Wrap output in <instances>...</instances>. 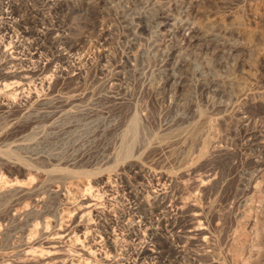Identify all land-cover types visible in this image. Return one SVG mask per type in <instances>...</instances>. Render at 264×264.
I'll list each match as a JSON object with an SVG mask.
<instances>
[{
  "label": "rangeland",
  "instance_id": "1",
  "mask_svg": "<svg viewBox=\"0 0 264 264\" xmlns=\"http://www.w3.org/2000/svg\"><path fill=\"white\" fill-rule=\"evenodd\" d=\"M23 1L34 5L43 14L54 15V12H49L47 6L37 0ZM52 2L57 5L55 15L59 23L70 27L69 32L66 31V37L59 35L57 37L54 28L52 29L50 23L46 21L44 24L46 30L40 36V41L44 45L43 55L51 71L36 76L47 75L51 79L52 86L48 90H38L39 99L41 98L42 101L38 99L25 109L7 110L4 106H0V143L2 142L0 174L8 178L16 176L14 171L8 168L9 165H19L24 171L22 175H17L16 187H20V196L14 191L0 195V254L18 259L19 251L23 246L28 241L39 239L50 230L53 221L64 223L68 219L70 213L66 202L74 200V192L79 194L85 187L87 188V180L90 177L100 172L111 171L110 169L121 161L113 160L122 152V146L117 139L118 141L121 139L122 129L135 115L137 119L139 118L138 123L141 120L138 124L137 137L140 135L143 137L137 139L134 147L139 141L147 142H143L144 144L139 142V146L132 149V154H135L134 157L139 159L141 164L154 171H165L171 175L183 172V167L186 172L190 166L198 164L195 165L196 171L193 173L196 176L192 174L191 178L189 175L179 178V180L184 179L185 183H190L194 177L199 179V175L206 172L215 176L212 187L210 185L207 191L208 194L206 193L204 198L199 194L202 201L198 199L196 189L190 190L193 194L187 191L193 198L191 195L188 197V194L186 198V194L184 195L186 192H183L182 195L186 199H181L182 202L197 201L195 203L203 206L205 204V207L210 202L209 206L213 212H204L206 219L203 223L210 235L207 234L210 237L206 242L208 244L195 241L192 246H188L189 248L186 246L182 248L183 244L179 243L177 248L180 255L175 250L164 247L159 258L162 264H264V163L262 165L256 162L257 159L264 161V0H53ZM116 5L128 6L129 22L134 30L136 28L135 37L130 35V38L125 34L127 22L122 21L120 15L116 13L119 8ZM146 13L151 14V17L148 19L137 17ZM217 23L232 26L235 30L231 40L238 43L239 47L230 56L214 57L212 46L206 45V42L200 38L188 52L183 47H176L177 42H184L193 32H200L201 26ZM140 24L144 25L142 30L138 28ZM105 28H109L110 32L106 35L109 43L107 48L110 51L107 57L100 58L98 56L100 46L97 40L100 38V29ZM131 41L133 44L130 46ZM71 45L75 47L74 52L67 50ZM171 48H178L177 52H174V57H167L166 53ZM62 49L65 51L63 52ZM57 51L61 53L67 51L68 54L74 55L69 54L70 60L65 64ZM127 52L130 55L127 65L117 68L118 63L124 61V54ZM182 56L187 57L190 64L179 71L174 66L177 59ZM77 68L80 69L81 74H76ZM199 68L205 75L218 78L223 84L222 88L226 85V88L222 89L223 92L200 91L196 87V82L200 78L196 70ZM59 69H63V72ZM118 69L121 72L118 73ZM180 74L185 77L186 85L182 88L177 86L173 76ZM0 76V78L4 77L1 74ZM167 78L169 80L165 86L163 81ZM228 82L233 84L229 85ZM66 94L77 95V100L68 105L69 107L73 105L72 108L63 107L57 102V98H68ZM61 96L64 98H59ZM191 120L195 126L187 132L193 127L190 126ZM28 129L30 133L27 132ZM172 134L175 136H170ZM156 135L157 139L154 141H157L155 144H150L154 142ZM191 138L198 141L193 142V139L190 143ZM111 144L115 147H110ZM203 145L205 147L208 145L210 148L220 147L223 151L202 160L200 154ZM113 147L115 151L112 150ZM182 154L185 159L182 158ZM198 166L200 167L197 168ZM60 168H64L65 171ZM49 169L54 171V174L52 173L54 176L50 174L52 171L50 175L48 174L51 178L45 173H48ZM62 177L67 182L66 186ZM2 185L6 187L7 184L0 185L3 189ZM58 186L65 187L68 192L64 189L63 192ZM2 189L0 192L3 191ZM63 193L67 196L65 197ZM58 195L63 196L62 201L65 197L66 202H62ZM190 198L192 199L189 200ZM42 222L44 224L41 225ZM44 227L48 229L45 230ZM37 245L46 246L37 242L33 247H38ZM78 261L80 264L83 263L82 260H75L74 263L78 264ZM53 262L50 264H55ZM98 262L96 263H104ZM107 262L105 261L104 264H111ZM71 263L66 262V264Z\"/></svg>",
  "mask_w": 264,
  "mask_h": 264
},
{
  "label": "bare ground",
  "instance_id": "2",
  "mask_svg": "<svg viewBox=\"0 0 264 264\" xmlns=\"http://www.w3.org/2000/svg\"><path fill=\"white\" fill-rule=\"evenodd\" d=\"M37 1H39V3L41 2L42 5L47 6V8L49 9V12H54V15L53 14L47 15L48 13L43 14L40 11V9H38L34 5L29 4L28 2L23 1V0H0V74L5 77V78L4 77L0 78V106H4L5 108H7V110H11L13 108H20V109L21 108L25 109V107L27 108V106H29L31 103L33 104L34 101L39 99V96H40L39 93L40 92L38 90H40V91L44 90V89L48 90L52 86L51 79L47 75H42L41 77L36 76V75H40L41 73L47 72L51 68V67H49L50 65L48 64V62L45 61L46 59L44 58L43 51H42L44 45H42V43L40 41L41 34L44 32V30H46V28H44L45 22L48 21L50 23V25L52 26V29L54 28V31L57 33L56 34L57 37H58V35L60 37H66V35H67L66 31L68 30V32H69V30H70L69 29L70 27L68 28L69 25L66 27V26H62L61 25L62 23L61 24L59 23V20L57 19V16L55 15L57 5L53 4V2H52L53 0H37ZM96 1H102V0H96ZM128 10H129L128 6L122 5V6H119V8H117V12H116V10H114V11L120 15V19L122 21L127 22L125 25L127 33H125V34H128L130 36V35L136 34L135 33L136 28L134 30V27L132 26L131 22H129L130 20L128 18L129 16L127 13ZM137 17L140 19H148L151 17V14H147V13L143 14V15L141 14V15H138ZM46 24H48V23H46ZM201 27L202 28H201L200 32H197V31L193 32L192 34H190L188 36V38L185 39L184 42L183 41H181L180 43L177 42L176 47H178V48L183 47V48H185V51L188 52V50L192 49L195 42L197 40L201 39L204 42H206V45L212 46V54L214 57L215 56L219 57L220 55H226L228 57L238 49L239 44L231 40L232 35L235 33V30L232 26H226L224 24H220V23L218 24L217 23V24L205 25V26H201ZM109 28L100 29V34H99L100 38L98 37L99 40H97L98 41L97 44H99V46H100V50L98 52V56L100 58L107 57V55L110 51V50L108 51V48H107V45L109 43H108V39L106 38V35L108 33H110ZM138 28L142 30L144 28V25L140 24L138 26ZM47 29H48V27H47ZM54 31H52V32H54ZM134 37H135V35H134ZM130 38H131V36H130ZM133 39H136V38H133ZM62 40H63V38H62ZM132 42L133 41L130 42V46L133 44ZM67 48H68V46H67ZM178 48H171L166 53V56L167 57L173 56L174 52ZM67 50H68V52H72V51L74 52L75 47L73 45H71V46H69V48ZM64 51L65 50H63V52ZM63 52L62 53L60 51L58 52L59 57L63 63L67 64L70 60V55H72L73 53L72 54L69 53L70 54L69 55L67 51H66V53H63ZM129 57H130L129 53L128 52L125 53L124 54V61L123 62L121 61L122 63H118V65L116 67L121 68L125 64L127 65V60H129ZM221 57H223V56H221ZM177 60L178 61L175 63L174 68L179 70V71L182 70V68H185L190 64L189 59L185 56H182L180 59L178 58ZM79 68H77V73L75 72L76 74L80 73ZM200 69L201 68L196 70V73L199 74L198 77L200 76V78L196 82V87H198L200 89V91H206L207 92V91L211 90V91H214L215 93L223 92L222 89L226 88L225 87L226 85L222 88L223 84L221 83V81L218 78H216L214 76H207ZM74 70H76V69H74ZM59 71L63 72V69H59ZM119 72H121V70L118 69V73ZM173 76L175 77L176 84L179 88L180 87L182 88V86L186 85V84H184L185 83V77L184 76H182L181 74L177 75V76H175V75H173ZM230 79H232V78H230ZM168 80H169V78L164 80L163 84L165 85V83L168 82ZM109 83H111V82H109ZM231 84H233V82ZM231 84L229 83V85H231ZM59 89L60 88H58V90ZM80 94H82V93H80ZM66 95H68V94H66ZM62 97L63 96H61L59 98H62ZM76 97H77V95L75 96L74 94L73 95L71 94L68 98H65V99H58L57 98V100H58L57 102H59L63 107H66L69 104H71L76 99ZM79 97H81V96H79ZM52 99H53V97H52ZM39 100H41V98ZM54 103H55V101H54ZM35 104H36V102H35ZM71 106H73V105H70V107ZM64 110H65V108H64ZM66 111H68V110H66ZM132 111H133V109H132ZM75 113H76V111H75ZM139 113H140V111H139ZM65 116H66V114H65ZM203 116H205V115H203ZM138 119H137V117H135V115H133L132 118H130L128 120V122L126 123L125 128L122 129L123 133L121 135V139L119 141L117 139V142H120V145L122 146V152L119 154V156H115V158L113 159L115 162L118 159L121 160V161H119V163H117L118 165L116 167L111 168L110 169L111 171L100 172L97 175H93L92 177H90L89 180L86 179L88 181L87 182V185H88L87 188L83 187L84 190L81 189L82 191L80 190L81 192L79 194L78 193L76 194L74 192L75 198L72 196L74 198V200L71 202L65 201L66 200L65 197L67 195L65 196V194L63 193L65 196L63 198V201H65L67 203L66 207L68 209V212L70 213L68 219L67 220L65 219L66 220L65 222L63 220L64 223H61L60 221L56 222V221L52 220L53 221L52 223H54L53 225L50 224V226H52V228L50 230L46 231L43 235H41L40 238L37 237L39 239L28 241L26 243V245L23 244L24 245L23 248H22V245L20 244L21 245L20 248H22V250L19 251V255L17 254L19 257L18 259H16V258L11 259L12 257H8L6 255L0 254V264H50L53 261H54L53 263H55V264H66V262H68V263L73 262L74 263L75 260H80V261L82 260V262L86 263V264H88V263L90 264L92 261L93 262L95 261L94 263H96L97 261H99V262L103 261L104 263H105V261H108L111 264H162V262L160 261L159 258H160V254L163 252L164 247H166V249H168L167 247H169V249L175 250V252H177L180 255L181 253H180V251H178L177 247L181 243L183 244V246H182V248H183L185 246L188 247L189 245L192 246V243L195 241H199L202 244L203 243L205 244L206 242L209 241L208 237L210 235H209V233H207V229L205 228V226H203V223H204V219H206V218H204V212H206V211H208V212L210 211V213L213 212V210L211 212V206H209L210 202L208 203L209 205L207 204L208 206H206V207H205V204L203 206V205H200L198 203H195L197 201H195V202L194 201L193 202H184L183 201L182 202V200H184V198H185V196H183L182 193L186 192V193H184V195L186 194V198H188L189 195H191V194H188L187 191H190V190L193 191V189H196L195 192L198 190L197 191L198 192V199H200L199 194H202L203 198H204V195L207 193L209 188L212 187V183H214V181H215L214 180L215 176L212 175V173L206 172L205 174L199 175V177H200L199 179H196L194 177L196 175H194L193 173L196 171L195 165H198V164H194V165L190 166L188 168V171L186 169L187 173L184 172L185 167H183L184 171L182 172L180 170L181 173H179V174L175 173L176 175H171L165 171H154V170L144 166L143 164H141L138 161L139 159L137 160L134 157L135 154H132V149L135 145V142L137 141V139L140 140L139 137L142 136V135H140L137 137V130H138V126H139L138 124H140V121H141L140 120L138 123ZM55 121H57V119ZM126 121L124 120V122H126ZM191 122H192V120H191ZM39 124H41V123H39ZM50 124H51V122H50ZM193 124L194 123L192 122L190 126H193V127H191V129L187 130V132L192 130V128H194L195 125H193ZM142 125H144V123H142ZM145 126H144V128H145ZM179 126H181V125H179ZM185 126H187V123ZM146 128H148V126H146ZM140 129L142 132L141 126H140ZM181 129H183V127ZM120 130H121V128H120ZM150 131L152 134V130H150ZM27 132L30 133L29 129ZM118 132H119V130H118ZM204 132H206V131H204ZM51 133H52V131H51ZM175 133L177 134V132H175ZM178 133H181V132H178ZM37 134H39V133H37ZM164 134H165V132H164ZM157 135H156V138L153 139V141L155 139H157ZM160 135L161 134H159V138H160ZM144 136H146V135L144 134ZM165 136L168 137V135H164V137ZM170 136H175V134H172ZM115 137H114V140H115ZM148 137L150 138V136H148ZM181 138H183V137H181ZM162 139H163V136H162ZM193 139L191 141H189V139H188V141L190 143H192ZM51 140H52V138H51ZM182 140H184V139H182ZM195 140H197V139H194L193 142H195ZM156 141H154L153 143H150V144H155ZM185 141H187L186 137H185ZM139 142L143 143L144 141H139ZM138 143H136V147L139 146ZM144 143H147V142H144ZM118 144H116V145H118ZM159 144H161V142ZM200 144H202V143H200ZM205 145H206V143H205ZM205 145H203L204 148L201 150L202 152L200 154V158H202V160L205 158H208L212 155L219 154L223 151V149H221L220 147L218 148V147L213 146L212 148H210V147H208V145L205 147ZM111 146H114V145L111 144L110 147ZM50 147H52V146H50ZM114 147L112 150L115 151ZM136 147H134V148L136 149ZM119 149H121V148H119ZM137 150H139V149H137ZM10 151H13V150H10ZM142 151H140V152H142ZM191 151H193V150L191 149ZM3 152H4V150H3ZM5 154H7V153L5 152ZM188 154L190 156V153H188ZM197 155H198V153H197ZM111 156H112V153H111ZM120 156H121V159H120ZM146 156H147V154H146ZM182 156H183V154H182ZM12 157H13V155H12ZM110 158L112 159L113 157H110ZM182 158L185 159L184 156ZM27 159H28V157H27ZM113 160L111 162H113ZM99 161H101V160H99ZM107 161H108V159H107ZM194 162H192V163H194ZM256 162L258 164H262V165L264 163L263 160H258V159ZM200 165H202V164H200ZM24 166L25 165L23 164V167ZM199 167L200 166H198L197 168H199ZM8 168H10L12 171H14V175H16V176H13V178H11V177L8 178V177H4L3 175L0 174V185L3 183L7 184V185H5L6 187H4L2 185L4 187L3 189L0 188L3 190L0 192L1 196L6 195L12 191L18 192L17 194H19V192H20V187H16V185H17L16 183L18 182V179H17L18 176L17 175H22L24 171H22V169L19 165H9ZM55 168H58V167L55 166ZM106 168H107V166H106ZM61 169L62 168H60V170ZM104 169H105V167H104ZM104 169H101V170H104ZM28 170H30V169H28ZM57 170L58 169H56V171ZM62 170H64V168ZM89 170H91V169H89ZM50 171H52V170L49 169V172L48 173L45 172V173L48 175L50 173ZM64 171H63V173H64ZM41 172H43V171H41ZM52 173L54 174V171H52L50 174H52ZM65 173L68 174V172H65ZM39 174H40V172H39ZM46 174H43V175L47 176ZM192 174L194 175V176H192V178L194 177V179L191 180L190 183H185L186 181H184V179H182L184 182L182 180H179V178H181L185 175H189V177L191 178L190 175H192ZM24 175H25V173H24ZM27 175H29V174H27ZM30 175H32V174H30ZM34 175H33V177H34ZM49 175H48V177H50ZM56 175H58V174H56ZM59 176H61V175H59ZM59 176H57V177L59 178ZM64 176L65 175H63V177ZM69 177H71V175ZM62 178H60V179H62ZM65 178L67 180L68 177L66 176ZM49 180H51V179H49ZM55 180H56V178H55ZM66 180L64 179V181H65L64 184L67 183ZM58 181H59V179H58ZM19 183H20V181H19ZM41 183H43V182H41ZM69 183H71V182H69ZM24 184H27V183H24ZM81 184H82V182H81ZM65 186H66V184H65ZM71 186L72 185H70V187ZM56 187H57V185H56ZM58 188H61L62 191L64 189L65 192H68V190L65 187L62 188L61 186L60 187L58 186ZM71 189H74V188H71ZM29 190H31V189H29ZM78 190H76V191H78ZM22 191H23V189H22ZM192 191H190V192H192ZM210 191H211V189H210ZM25 192H26V190H25ZM59 192H57V193H59ZM55 193H56V191H55ZM69 193L71 194L70 191H69ZM187 194H188V197H187ZM192 194H193V192H192ZM19 196H20V194H19ZM58 196L60 197V195H58ZM180 196H183V198H180ZM62 197H60V199ZM3 198H1V199H3ZM68 198H69V196H68ZM192 198H193V196H192ZM192 198H190L189 200H191ZM29 200H30V198H29ZM61 201H62V199H61ZM200 201H202V200L200 199ZM204 201H206V199H204ZM198 202H199V200H198ZM213 206L214 205L212 204V208H213ZM14 209H13V211H14ZM214 213H215V211H214ZM58 214H62V213H58ZM205 216H206V213H205ZM65 218H67V216ZM219 218H220V216H219ZM209 220H210V218H209ZM212 220H214V219H212ZM216 222H217V220H216ZM205 223H208V222H205ZM42 224H44V223L42 222L41 225ZM194 224H196V225H194ZM45 225H48V224H45ZM46 228H45V230H47L50 227H48L47 229ZM32 232H33V230H32ZM27 235L29 237V234H27ZM38 236H40V233ZM32 237H34V236H32ZM30 238H31V236H30ZM207 239H208V241H207ZM37 242H40L41 244H45L46 246L39 247L37 245L38 247H33V246H35V244ZM174 244H176V245H174ZM207 244L208 243H206V245ZM8 246H9V244H8ZM181 252H182V250H181ZM9 253H7V255H10ZM185 253H186V251H185ZM185 253H184V256H185ZM13 257H14V255H13ZM15 257H17V256H15ZM179 258H180V256H179ZM51 260H53V261H51ZM163 260H165V259H163ZM170 260H171V258H170ZM73 263H71V264H73ZM94 263H92V264H94ZM104 263H102V264H104ZM78 264H80V262Z\"/></svg>",
  "mask_w": 264,
  "mask_h": 264
}]
</instances>
